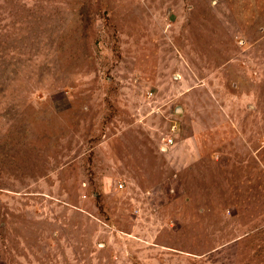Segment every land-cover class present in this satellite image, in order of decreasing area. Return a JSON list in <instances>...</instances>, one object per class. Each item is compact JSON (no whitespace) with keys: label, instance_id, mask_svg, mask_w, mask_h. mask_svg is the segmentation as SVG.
Instances as JSON below:
<instances>
[{"label":"rangeland","instance_id":"obj_1","mask_svg":"<svg viewBox=\"0 0 264 264\" xmlns=\"http://www.w3.org/2000/svg\"><path fill=\"white\" fill-rule=\"evenodd\" d=\"M0 264H264V0H0Z\"/></svg>","mask_w":264,"mask_h":264},{"label":"water","instance_id":"obj_2","mask_svg":"<svg viewBox=\"0 0 264 264\" xmlns=\"http://www.w3.org/2000/svg\"><path fill=\"white\" fill-rule=\"evenodd\" d=\"M178 111H179V112H181V111H182V109L179 107V108H178Z\"/></svg>","mask_w":264,"mask_h":264}]
</instances>
